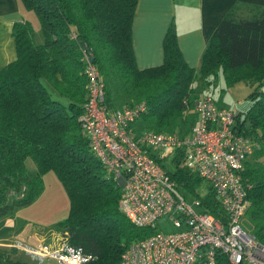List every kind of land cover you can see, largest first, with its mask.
Here are the masks:
<instances>
[{
    "label": "trees",
    "instance_id": "1",
    "mask_svg": "<svg viewBox=\"0 0 264 264\" xmlns=\"http://www.w3.org/2000/svg\"><path fill=\"white\" fill-rule=\"evenodd\" d=\"M21 1L35 10L44 36L36 42L29 19L15 21L16 54L0 68V218L38 197L43 173L53 169L70 198L69 212L53 226L62 234L64 251L83 257L72 264H118L131 240L156 231L153 224L137 225L126 216L119 205L123 183L92 150L78 118L87 98L85 48L100 69L110 108L145 99L147 108L130 121L137 133L146 128L189 132L197 115L193 99L218 70L226 85L245 79L253 86L250 105L238 111V126L254 142L239 174L248 190L244 212L264 241V3L237 0L229 6L198 67L183 58L173 23L163 37V60L139 67L131 38L137 0ZM143 147L167 168L178 190L198 196L202 210L227 219L211 181L204 195L197 189L205 178L183 161L184 145L164 155ZM27 156L36 172L28 171ZM165 156L172 166L163 162ZM17 250L0 246V264H50L14 256ZM216 252V264H233L224 251Z\"/></svg>",
    "mask_w": 264,
    "mask_h": 264
},
{
    "label": "built area",
    "instance_id": "2",
    "mask_svg": "<svg viewBox=\"0 0 264 264\" xmlns=\"http://www.w3.org/2000/svg\"><path fill=\"white\" fill-rule=\"evenodd\" d=\"M81 55L88 82L78 118L102 164L123 179L119 205L137 225L153 224L159 214L169 212L179 227L134 238L118 264H216V251H224L233 264H264V241L241 223L249 200L239 168L254 142L237 124L239 110L222 105L204 88L193 99L197 115L189 132L146 128L137 133L130 121L147 108L145 99L110 108L105 81L90 50L82 48ZM144 145H184L183 161L211 181L227 219L202 210L198 196L187 197L178 190L174 177ZM61 237L45 252H63Z\"/></svg>",
    "mask_w": 264,
    "mask_h": 264
},
{
    "label": "crops",
    "instance_id": "3",
    "mask_svg": "<svg viewBox=\"0 0 264 264\" xmlns=\"http://www.w3.org/2000/svg\"><path fill=\"white\" fill-rule=\"evenodd\" d=\"M236 1L137 0L133 13L134 19L131 24L132 48L133 53H135L136 64L139 67H145L153 63L158 64L163 60V37L165 31L169 28V24L173 23L177 30L176 38L183 58L187 63L198 67L203 52L202 49L208 43L209 36L216 23L226 13L227 8ZM246 1L264 3V0ZM27 10L29 11L28 7L23 5L21 0H0V68L4 63L13 60L16 54L15 34L12 31V24L15 21L20 22L28 19L25 12ZM215 100L225 105L220 98ZM43 189L38 195H42ZM20 210L22 209L19 208L15 214H7L0 218V227L6 223L17 224V227L7 230V233L0 234V246L14 245L18 248L20 255L27 253V255L35 257L34 260L42 261L46 254L38 255L34 249H40L47 245L50 247L57 246L61 234L59 230L51 227L52 224L49 221L40 220L45 218L47 210L40 215L39 222H30L27 217L21 223L19 220L16 222ZM49 229L52 230L49 231ZM59 255L63 257L62 253H59Z\"/></svg>",
    "mask_w": 264,
    "mask_h": 264
},
{
    "label": "rangeland",
    "instance_id": "4",
    "mask_svg": "<svg viewBox=\"0 0 264 264\" xmlns=\"http://www.w3.org/2000/svg\"><path fill=\"white\" fill-rule=\"evenodd\" d=\"M34 11V9H29V11L27 10L25 12L29 21L32 23L31 26L34 33L33 39L38 42L43 40L44 34L39 27L40 21ZM224 80L223 74H221L220 70H218L216 76H214L211 81H209V83L207 82L204 88H207L206 90L213 98H220V100H222L225 105H232L238 110H243L245 107L250 105L251 98H249L247 94L252 90L253 86L249 82L245 81V79H241L226 85ZM171 147V145H168L163 148L156 147V149L160 155H164L168 153ZM169 158L170 156H165L162 158V160L166 165L172 166ZM25 164L28 171L36 172L35 161L31 156L26 157ZM42 177L44 180L43 182L45 183V187L43 189L44 192L41 196L38 195L37 199H34L27 204L20 205L17 208L22 210L19 211V216L17 215L18 217L16 222H18V220L19 222L22 220L24 221L27 217L30 219V222H39L38 220L41 218L40 215H42V213L47 210L45 213V218H41L40 220H44L46 222L49 221L52 224L51 227L55 228L53 224L58 220V218H63L67 212H69L70 198L64 189L63 183L59 180L55 170L49 169L48 172L45 171ZM207 182L208 179H205L199 184V186H197V189H199V192L202 195L208 191ZM250 218L251 216L248 213H245L241 223L247 230L249 229L253 231V225ZM173 221V215H170L169 212L159 214V217H157L153 222L154 229L157 231L162 230L163 232L178 230L179 227L176 226ZM15 227H17V224L6 223L0 227V234L7 233V230L13 229ZM52 229H49V231ZM48 248L49 246L47 245V249ZM34 250L38 255L46 254L42 258V261L46 263L49 262L50 264H72L73 262H79L83 258L78 252L73 251V249L66 251L63 250V252H61L63 257L59 255L60 252H45V247ZM13 255L23 257L24 259L28 260H34L35 258L27 255V253L20 255L18 250L14 252Z\"/></svg>",
    "mask_w": 264,
    "mask_h": 264
},
{
    "label": "water",
    "instance_id": "5",
    "mask_svg": "<svg viewBox=\"0 0 264 264\" xmlns=\"http://www.w3.org/2000/svg\"><path fill=\"white\" fill-rule=\"evenodd\" d=\"M91 57L94 59L93 55H92ZM117 180H120L121 183L123 182V179L121 178V176H119V177L117 178Z\"/></svg>",
    "mask_w": 264,
    "mask_h": 264
}]
</instances>
